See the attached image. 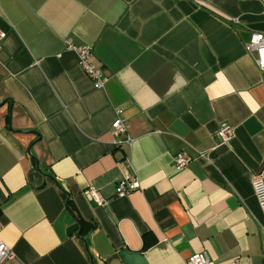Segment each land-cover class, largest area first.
<instances>
[{
    "label": "crops",
    "instance_id": "0c3cea01",
    "mask_svg": "<svg viewBox=\"0 0 264 264\" xmlns=\"http://www.w3.org/2000/svg\"><path fill=\"white\" fill-rule=\"evenodd\" d=\"M0 31L5 264H186L203 251L264 264L252 187L264 69L245 50L264 33L260 0H0ZM67 38L93 46L102 87ZM119 110L130 144L111 134ZM222 125L235 130L228 143ZM182 150L195 161L177 170ZM132 177L141 189L118 197Z\"/></svg>",
    "mask_w": 264,
    "mask_h": 264
},
{
    "label": "built area",
    "instance_id": "2783aa9c",
    "mask_svg": "<svg viewBox=\"0 0 264 264\" xmlns=\"http://www.w3.org/2000/svg\"><path fill=\"white\" fill-rule=\"evenodd\" d=\"M195 2L197 0H187ZM264 4V0H260ZM237 21L236 19H234ZM5 34L0 31V48L1 42L4 40ZM66 49L72 51L77 55L78 63L84 73L93 81V83L102 87L106 82V77L104 76V71L98 67L94 62V48L90 45H77L71 38L65 40ZM246 52L251 55L260 69H264V33H251L249 40L245 44ZM122 111H118V117L113 122L111 127V134L116 137L119 143L130 144L132 142L129 136L130 125L126 119L122 116ZM218 135L223 143L230 142L235 136V130L230 125H222L219 128ZM205 153L200 152L199 156L204 157ZM174 166L177 170H182L189 166L195 161V158L191 156L185 150L176 153L173 156ZM252 187L254 195L258 200L260 208L264 213V165L256 173L253 178ZM141 189V182L139 179L123 178L120 179L115 186L116 195L120 198L127 197L135 191ZM85 197L100 204L105 205L107 200L102 196L99 190L95 188L87 189L85 192ZM1 230V224H0ZM14 256L13 251L6 245L0 236V264H5L9 259ZM186 264H217L215 260L206 252H199L192 254L186 261ZM234 264H238L236 261Z\"/></svg>",
    "mask_w": 264,
    "mask_h": 264
},
{
    "label": "water",
    "instance_id": "95a60500",
    "mask_svg": "<svg viewBox=\"0 0 264 264\" xmlns=\"http://www.w3.org/2000/svg\"><path fill=\"white\" fill-rule=\"evenodd\" d=\"M80 227V225L77 223L75 225H72L69 230H68V234H72L74 232H76L78 230V228ZM81 234H79L80 236Z\"/></svg>",
    "mask_w": 264,
    "mask_h": 264
},
{
    "label": "trees",
    "instance_id": "16d2710c",
    "mask_svg": "<svg viewBox=\"0 0 264 264\" xmlns=\"http://www.w3.org/2000/svg\"><path fill=\"white\" fill-rule=\"evenodd\" d=\"M93 228H94V226H93Z\"/></svg>",
    "mask_w": 264,
    "mask_h": 264
}]
</instances>
